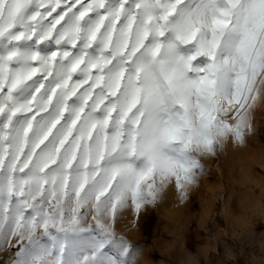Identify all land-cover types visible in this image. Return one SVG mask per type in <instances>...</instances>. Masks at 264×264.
I'll list each match as a JSON object with an SVG mask.
<instances>
[{
  "label": "snow or ice",
  "instance_id": "snow-or-ice-1",
  "mask_svg": "<svg viewBox=\"0 0 264 264\" xmlns=\"http://www.w3.org/2000/svg\"><path fill=\"white\" fill-rule=\"evenodd\" d=\"M262 102L264 0H0V253L130 264L122 210Z\"/></svg>",
  "mask_w": 264,
  "mask_h": 264
},
{
  "label": "clouds",
  "instance_id": "clouds-1",
  "mask_svg": "<svg viewBox=\"0 0 264 264\" xmlns=\"http://www.w3.org/2000/svg\"><path fill=\"white\" fill-rule=\"evenodd\" d=\"M194 155L200 169L183 194L171 181L139 215L122 210L115 230L123 237L139 232L142 212L158 218L153 243L163 259L149 262L136 252L130 264H264V231H256L264 224V102L241 140L227 135L214 152Z\"/></svg>",
  "mask_w": 264,
  "mask_h": 264
},
{
  "label": "rangeland",
  "instance_id": "rangeland-1",
  "mask_svg": "<svg viewBox=\"0 0 264 264\" xmlns=\"http://www.w3.org/2000/svg\"><path fill=\"white\" fill-rule=\"evenodd\" d=\"M255 159V157H253ZM193 209H199V205H193ZM171 215V213H170ZM142 220L140 222V230L134 236H129L127 233L124 234V237L130 241L133 247L136 249V252L144 260L149 262H158L163 257L160 252L154 246V239L157 234V215L155 212H150L148 214L141 213ZM257 232L264 231V224H258L256 228ZM190 247L195 249L194 239L189 242ZM13 256H9L8 253H0V264H11Z\"/></svg>",
  "mask_w": 264,
  "mask_h": 264
}]
</instances>
